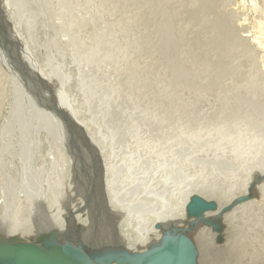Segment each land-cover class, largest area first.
Segmentation results:
<instances>
[{
	"label": "bare ground",
	"instance_id": "bare-ground-1",
	"mask_svg": "<svg viewBox=\"0 0 264 264\" xmlns=\"http://www.w3.org/2000/svg\"><path fill=\"white\" fill-rule=\"evenodd\" d=\"M236 3L251 25L245 36L222 33L218 23L194 8L200 13L196 30L203 33L208 50L199 62L180 43L185 28L179 21L182 0H0V38L4 34L8 46L0 51L9 50L24 63L14 79H19L28 105H37L43 122L63 133L52 162L43 155L37 161L35 169L47 172L42 183L38 169L32 170L36 180L31 203L22 197L6 208L0 220L1 244L26 242L47 249L54 242H67L94 264H122L107 259L115 253H128L123 264H149L168 238H188L199 264L196 253L204 238L212 241L216 234L210 224L195 227L196 212L214 205L215 211L204 216L216 219L223 207L251 192L248 201L216 222L230 232L240 213L256 209V199L264 200V0ZM238 49L248 58L243 69L234 65L232 50ZM255 49L262 52L260 64ZM212 54L226 60L229 77L224 83L235 80L228 92L211 86V76L223 71ZM168 56L198 81L171 78ZM108 71L114 78L111 84ZM39 88L45 96L38 94ZM212 91L217 116L195 119L194 108ZM142 97L146 107L139 104ZM63 122L68 132H63ZM81 124L85 130H76ZM83 151L89 157L85 171L77 157L71 169L89 183L79 187L78 202L69 204L61 169L70 154ZM51 168L57 169L55 178L48 172ZM226 248L218 253L225 264H243L244 253Z\"/></svg>",
	"mask_w": 264,
	"mask_h": 264
},
{
	"label": "rangeland",
	"instance_id": "rangeland-1",
	"mask_svg": "<svg viewBox=\"0 0 264 264\" xmlns=\"http://www.w3.org/2000/svg\"><path fill=\"white\" fill-rule=\"evenodd\" d=\"M237 1L238 0H196V4L192 5L190 4L189 0H182V2L184 3V8L182 9L179 21L181 22L182 26H185V28H183V34H182V39L180 43L183 46L185 43L187 48H191L196 60H199V62H202L203 56L208 50L206 51L204 50L207 44L204 43L205 39H204L203 33L198 32L196 30L198 18L200 17V13L196 15L194 8L200 7L210 20L218 23L221 27L220 31L222 33H224V31H232V33L235 34L236 36L238 35L245 36V34L248 33V31L251 29V25L247 20H245V16L243 14L244 11L237 5L236 3ZM159 10H161V7L159 8ZM159 14L161 15V12ZM159 20L163 21L164 18L160 17ZM171 26L172 24L171 22H169V27L171 28ZM148 28L152 31L153 23H151ZM3 37L4 39L0 38V45H1L0 47L1 48L3 47L5 49L8 46H7V42L5 41L6 37L4 34H3ZM166 40L168 39L166 38ZM3 44L5 45V47ZM172 45H174V43ZM239 49L232 50V54L234 55V65H237L239 69H243L244 66H246L245 64L248 63V58H246L245 53L240 52ZM170 51H173V50H170ZM1 52L2 51H0V220L3 217H5V213L7 212L6 208L10 205H13L12 203L15 202L18 198L25 197L28 200V202L31 203L30 197L32 196V192H33L32 183L33 181L36 180V179L34 180L35 176H32L33 175L32 170L34 172V170L38 169L37 171L41 174L40 183H42L43 182L42 178L47 176V172L44 168H41V167L35 169L37 161L39 162V160L41 159V156L43 155L48 161V163L52 162V160L55 157L54 148L57 146L61 147L59 146L60 138H61L60 135L63 134L60 128L55 127L59 132V135H58L55 131L51 130L52 128L51 126H47L46 123L43 122V120L41 119L42 118L41 115L38 113L36 109L37 105H31V104L28 105L29 104L27 102L28 96L26 95L25 91H23V87H20L19 85L20 81H18L19 79L18 80L14 79L15 77H17V74H22L21 69L24 68V63H21L16 57H13L14 56L12 55L13 52L9 50L7 51V53L4 51V54H2ZM261 54L262 52H258L255 49V59L257 63H259L257 57L258 55H261ZM11 57H13L14 59L13 58L11 59ZM212 57L216 63H218L221 67H223V71H221V69H218V73L216 74V76L215 74L211 76L210 78L212 81L211 86L216 87L215 85L218 84L223 92H228L229 86L231 85L232 82H235V80L232 77H230V83L228 80H227V83H224V79L229 77L228 75H226V72L228 73V70L225 69L226 60L224 57L218 54H212ZM15 58L21 64H19ZM5 59H8L9 62L6 61ZM167 63L172 66L170 67V69L173 68L171 78H173L175 75H178V78L181 80H186V81L189 80L188 83L198 81L197 78L194 79L190 77L183 67L181 66L178 67L179 64L176 62V60H174L173 56L167 57ZM100 76H105V72L100 73L99 77ZM113 79H114L113 75L110 74L108 71L106 80L110 81L109 83L111 84L114 81ZM219 80L222 81L223 84H220ZM17 81L19 82V84ZM37 92L38 94L40 93L39 95L45 96V92L42 91L40 88L37 90ZM213 93H214L213 91L208 93L205 101L196 105V107L194 108V118L195 119L204 118L206 116L209 117L210 119L211 118L213 119L215 116H217V113L215 111L216 102L212 96ZM147 96L149 97L152 95L148 94ZM19 98H20V101H19ZM139 104L141 105V107H146V105L148 104V101L146 98L142 97L140 99ZM17 105H20V106H17ZM75 105L77 106V104ZM15 109L17 113H15L16 112ZM23 109H26V110H23ZM18 110L19 112L24 111V113L21 114V112L19 113ZM29 114L31 115L32 119L27 117V115L30 116ZM18 116L19 118L24 117L23 118L24 120L23 119L20 120ZM80 116L84 120L87 117L85 114H81ZM87 124L90 128H92V125L89 122H87ZM83 128H84V125H82L80 128L77 127L76 130L80 129L81 131L82 130L84 131L85 128L84 129ZM68 131H69L68 123L63 122V132H68ZM29 135L30 137H28ZM22 137L24 139H22ZM67 141L71 145L69 141V137ZM28 142L31 143L32 145L29 144ZM64 142L66 143V141ZM130 143L131 142L129 141V144ZM65 146L67 147V149H69L68 145H65ZM51 149L53 151L52 153H50ZM107 151H109V148ZM30 153L33 155H30ZM76 157L80 159V165L81 167L83 166L82 167L83 171H85V167L89 159V157L84 151L77 155L70 154L68 156V160L66 161L67 163L65 162V167L64 168L62 167L61 169L62 176H63L62 181L65 182V184H62V188H63L62 191L65 196L66 202H68L69 204L70 202L71 204H75L76 202H78L77 199L79 197V190H78L79 187L82 188L86 186L87 183H89L88 178H81V180L79 178H76L77 174L75 175V169L74 170L71 169V167H74L73 161L76 160ZM24 159H26V161L28 162L30 161V165L28 162H25ZM42 166L46 168V164H42ZM82 170L80 169L81 172ZM56 171H57L56 168H51L48 171L51 173V178H55V176L57 175ZM27 175H29L28 176L29 178H27L28 180L25 179ZM30 177L33 180H31ZM70 184L75 186L74 192H75L76 197L74 196V192L71 186H69ZM25 185H27V187L29 188L27 189ZM41 185L43 186V184ZM42 186H40V188ZM252 196L253 194L251 192H247L244 195H240L236 197L233 201H231L230 204L223 207L219 211V213H221V214H218L217 216L219 217V219L217 217L216 219H214V218H209V217L204 216L208 212L215 211L216 206L214 207V205L206 206L204 209H201V211H198L194 214V219H196L194 222V225L196 228L209 227L211 225L209 228H211V231L216 234L212 241H209V240L207 241V239L205 240L204 238V241L201 244L200 249H199V254L196 251L197 252L196 257L199 255V264H225L223 262L221 254L219 255L218 253L223 251L226 248V246H228V244L229 246L226 249H229L232 253H236V252L244 253V255L240 257L243 264H248V263L249 264H264V249L262 247L264 245V235H263L264 228L262 229V227H264L263 225L264 224V200L262 198L259 197L258 199H256L259 201V204L258 206H256V209L251 211L249 214L240 213L236 217L239 219L240 222L239 224H237V226L232 227L231 229L232 231L229 232V230L226 229L225 225L222 228H220L222 225H219L218 227V225L216 224L217 221L221 220L224 212L232 209L235 205L239 203L240 204L243 203V201L244 202L248 201V198L250 199ZM82 211L83 210H82V205H81L80 208H77V212L81 214ZM198 218L200 219L197 221ZM202 220L204 221L203 222L204 224L201 222ZM73 223H74V220H73ZM198 223H202V224H198ZM260 224H262V226ZM212 227L214 230L212 229ZM2 229H4V227ZM71 229L72 227H69L68 232H70ZM231 235L233 236L232 239H231L232 237ZM207 238H209V236H207ZM227 238L231 239L233 242ZM210 245L212 246L210 247ZM217 248L219 250H217ZM235 248L237 250H235Z\"/></svg>",
	"mask_w": 264,
	"mask_h": 264
},
{
	"label": "water",
	"instance_id": "water-1",
	"mask_svg": "<svg viewBox=\"0 0 264 264\" xmlns=\"http://www.w3.org/2000/svg\"><path fill=\"white\" fill-rule=\"evenodd\" d=\"M127 254H113L116 262H127ZM139 260V258H137ZM146 260V259H144ZM149 264H195V253L189 239L168 238L163 247L153 254ZM0 264H94L79 247L65 242H54L44 249L32 243H0Z\"/></svg>",
	"mask_w": 264,
	"mask_h": 264
}]
</instances>
